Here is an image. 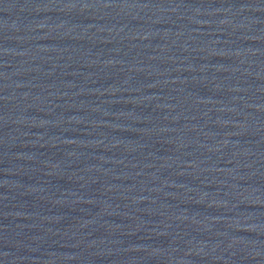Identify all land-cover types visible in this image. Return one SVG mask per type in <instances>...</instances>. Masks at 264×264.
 <instances>
[{
  "label": "water",
  "instance_id": "obj_1",
  "mask_svg": "<svg viewBox=\"0 0 264 264\" xmlns=\"http://www.w3.org/2000/svg\"><path fill=\"white\" fill-rule=\"evenodd\" d=\"M0 264H264V0H0Z\"/></svg>",
  "mask_w": 264,
  "mask_h": 264
}]
</instances>
